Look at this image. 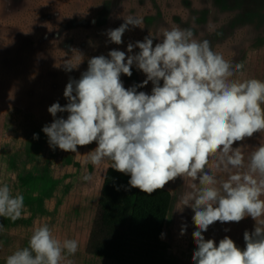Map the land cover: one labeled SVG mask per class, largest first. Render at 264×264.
<instances>
[{
	"label": "clouds",
	"instance_id": "obj_1",
	"mask_svg": "<svg viewBox=\"0 0 264 264\" xmlns=\"http://www.w3.org/2000/svg\"><path fill=\"white\" fill-rule=\"evenodd\" d=\"M141 25L138 17L124 18L106 31L108 42L122 44L129 26ZM161 34L155 43L149 35L129 42L127 52L113 49L89 58L86 71L79 79L70 77L64 88L67 103L48 107L53 121L42 132L52 150L78 153V146L95 142L88 161L93 166L110 161V168L130 177L129 189L149 196L177 178L190 179L192 190L176 211L187 207L194 213L192 264H264V143L247 162L237 146L264 132V81L233 79L243 63L233 66L208 40L195 39L191 29L173 27ZM82 60L66 62L65 70L78 68ZM133 66L146 79L126 88L121 75L131 77ZM149 82L150 94L138 91ZM38 138L34 133L33 139ZM220 173L227 178L218 180ZM23 208L24 196L13 195L7 183L0 185V217L15 222ZM247 217L255 225L244 231L243 248L227 235L218 244L203 235L216 222L239 223ZM78 247L75 239L55 238L45 223L34 228L28 246L9 255L6 264H62L65 252L75 255Z\"/></svg>",
	"mask_w": 264,
	"mask_h": 264
},
{
	"label": "rangeland",
	"instance_id": "obj_2",
	"mask_svg": "<svg viewBox=\"0 0 264 264\" xmlns=\"http://www.w3.org/2000/svg\"><path fill=\"white\" fill-rule=\"evenodd\" d=\"M128 16L140 18L142 28L129 26L120 45L108 42L106 31ZM173 27L191 29L195 39L208 40L233 66L242 62L233 79L264 81V0H0V185L7 183L13 195L24 196L20 219L0 217V264L27 247L34 228L45 223L55 238L79 242L75 255L65 252L62 264H116L86 251L102 186L97 176L111 162L93 166L88 161L95 142L78 146V153L52 150L42 128L53 121L48 107L67 103L64 88L70 77L79 79L86 71L89 58L107 56L113 49L127 52L129 42L149 35L155 43L162 39V29ZM81 56L78 68L65 70L66 62L75 65ZM132 73L121 75L126 88L146 79L135 66ZM151 88L149 82L138 91L150 94ZM261 143L264 132L243 141L241 150L249 154ZM85 174L94 175L86 181ZM176 210L168 212L162 252L153 264H192L186 233L180 235L186 213ZM238 226L216 222L203 235L217 244L227 235L243 248Z\"/></svg>",
	"mask_w": 264,
	"mask_h": 264
},
{
	"label": "trees",
	"instance_id": "obj_3",
	"mask_svg": "<svg viewBox=\"0 0 264 264\" xmlns=\"http://www.w3.org/2000/svg\"><path fill=\"white\" fill-rule=\"evenodd\" d=\"M129 179L112 168L105 171L86 251L116 264H153L162 252L170 192L164 188L149 196L129 189Z\"/></svg>",
	"mask_w": 264,
	"mask_h": 264
},
{
	"label": "crops",
	"instance_id": "obj_4",
	"mask_svg": "<svg viewBox=\"0 0 264 264\" xmlns=\"http://www.w3.org/2000/svg\"><path fill=\"white\" fill-rule=\"evenodd\" d=\"M237 146L242 148L241 144H239ZM244 155H245V160L247 162V158L250 155V153L249 154H245L244 153ZM211 167H212V164L210 163L209 164V168H211ZM106 170H107V168H106ZM106 170H104V174H105ZM104 174L103 175L102 174H98V176H97L98 179L100 178L99 179L100 181L102 180L101 182H103ZM93 175H91V176H93ZM226 178H227V174L226 173H220V175L217 177L218 180L219 179H226ZM191 184H192V181L190 179H188V178H185L184 180L182 178H177L174 181L169 182L165 186V189H167L170 192V204H169V210H168L169 213L170 212L172 213V210H173L174 207L177 209L178 207L181 206L180 202H181L182 196L185 193H187V192L192 190L191 189ZM183 211H185V213H186V218H185L186 222L185 223L187 225L185 243H186V246H187V249H188L187 251H189V253H190V252H193L195 250V243H194V240H193V237H192V232L194 230H196L195 226H194V224L192 222V216L194 214H193L192 210L190 208H187V207L184 208ZM190 211L192 212L191 213L192 216L189 214ZM179 218L182 219V217H179ZM249 218H250L249 219V224H247V225L243 226L241 222L238 223V225H239L238 227H242L243 228V229L241 228L240 230H238V232L240 233V237L242 238V240L239 241V242L242 243L243 245H244V240H243L244 231L248 230V231L251 232V231L254 230L255 221H253L251 217H249ZM170 219H171V221L174 220V211H173V215H171ZM221 225L224 226L225 224H221ZM236 225H237V223H236ZM189 227H191V228L189 229Z\"/></svg>",
	"mask_w": 264,
	"mask_h": 264
}]
</instances>
